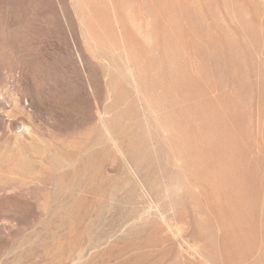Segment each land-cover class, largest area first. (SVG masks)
Here are the masks:
<instances>
[{
  "label": "rangeland",
  "instance_id": "rangeland-1",
  "mask_svg": "<svg viewBox=\"0 0 264 264\" xmlns=\"http://www.w3.org/2000/svg\"><path fill=\"white\" fill-rule=\"evenodd\" d=\"M0 264H264V0H0Z\"/></svg>",
  "mask_w": 264,
  "mask_h": 264
}]
</instances>
